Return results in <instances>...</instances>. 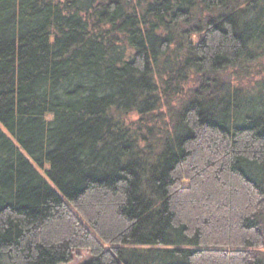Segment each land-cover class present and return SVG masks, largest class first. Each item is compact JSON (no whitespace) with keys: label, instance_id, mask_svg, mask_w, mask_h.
I'll return each mask as SVG.
<instances>
[{"label":"trees","instance_id":"16d2710c","mask_svg":"<svg viewBox=\"0 0 264 264\" xmlns=\"http://www.w3.org/2000/svg\"><path fill=\"white\" fill-rule=\"evenodd\" d=\"M264 264V0H0V264Z\"/></svg>","mask_w":264,"mask_h":264},{"label":"rangeland","instance_id":"374dc122","mask_svg":"<svg viewBox=\"0 0 264 264\" xmlns=\"http://www.w3.org/2000/svg\"><path fill=\"white\" fill-rule=\"evenodd\" d=\"M91 259V253L86 249H78L73 254V260L69 263L62 264H84Z\"/></svg>","mask_w":264,"mask_h":264}]
</instances>
